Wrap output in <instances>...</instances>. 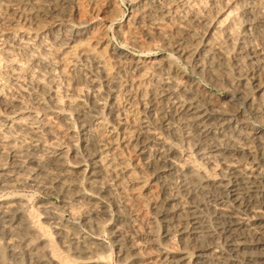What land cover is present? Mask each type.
Returning <instances> with one entry per match:
<instances>
[{
    "label": "bare ground",
    "instance_id": "bare-ground-1",
    "mask_svg": "<svg viewBox=\"0 0 264 264\" xmlns=\"http://www.w3.org/2000/svg\"><path fill=\"white\" fill-rule=\"evenodd\" d=\"M130 1L0 0V264H264V0Z\"/></svg>",
    "mask_w": 264,
    "mask_h": 264
},
{
    "label": "rangeland",
    "instance_id": "rangeland-1",
    "mask_svg": "<svg viewBox=\"0 0 264 264\" xmlns=\"http://www.w3.org/2000/svg\"><path fill=\"white\" fill-rule=\"evenodd\" d=\"M208 2H206V0H201V5L202 6H206V7H210V3H212V1L211 0H207ZM211 1V2H210ZM221 1V2H220ZM216 2H218L217 3V6H218V8H221L222 7V5L224 4V2H223V0H216ZM132 5V2L130 1V0H117V9H118V13H117V17H116V21H115V23L113 24V26H115V25H122V23H124V20H125V18H126V16L128 15V13H129V11H130V9H131V5ZM221 6V7H220ZM262 11L264 12V8L262 9ZM126 13V14H125ZM122 14H124V15H122ZM126 15V16H125ZM240 17H238V19H239ZM106 25L109 27L110 25H111V23H109V22H106ZM237 30H239V25L237 24V25H235V31H237ZM115 44L116 45H119L120 44V42L119 41H117V42H115ZM145 50V48H143V49H139V48H133V47H130V48H127L126 49V52L128 53V55H134V56H136V55H140V54H142L143 52H145L144 51ZM140 53V54H139ZM158 57L159 58H170L171 57V55H170V53H168L166 50H163V49H161V50H159L158 51ZM188 69H191V67L190 66H188ZM209 87V86H208ZM209 88H212L211 86L209 87ZM215 93L220 97V95H221V93L220 92H218V91H215ZM219 93V94H218ZM263 127V126H262ZM31 191V192H30ZM35 191H33V190H30V189H26V191L25 190H23V191H21L20 192V194H25V195H31V196H29L30 197V200L31 201H33V200H35V199H42V198H46V199H51V200H53L52 198H51V196H49V195H43V194H40V193H38V194H36L37 192H35ZM66 218H68L69 219V216H67L66 215ZM102 240H104L105 241V243H107L108 242V240L105 238V237H102Z\"/></svg>",
    "mask_w": 264,
    "mask_h": 264
}]
</instances>
